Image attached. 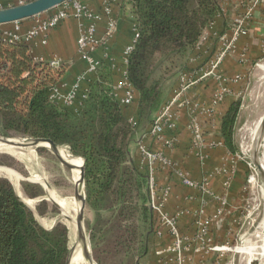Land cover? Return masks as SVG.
Instances as JSON below:
<instances>
[{"label":"trees","instance_id":"obj_1","mask_svg":"<svg viewBox=\"0 0 264 264\" xmlns=\"http://www.w3.org/2000/svg\"><path fill=\"white\" fill-rule=\"evenodd\" d=\"M221 1L122 0L138 34L126 62V77L136 93L129 107L114 95L119 73L108 61L85 76L74 104L65 106L50 99L51 90L64 80L65 63L52 66L49 61H36L26 44L0 39L2 132L50 139L83 159L85 199L96 220L90 231L92 249L109 229V218L104 220L103 214L114 217L134 209L141 239L130 262L138 264V257L146 253L156 221L149 207L146 166L132 157L130 144L137 140L138 127L151 125L169 98L172 89L167 92L165 83L195 70L188 61L197 53L200 35L216 18ZM239 105L240 101L232 103L221 122L231 153L237 152L233 125ZM131 115L135 124L129 121ZM133 191L134 208L130 206ZM68 252L66 227L58 223L44 229L10 181L0 177V264H66Z\"/></svg>","mask_w":264,"mask_h":264},{"label":"crops","instance_id":"obj_2","mask_svg":"<svg viewBox=\"0 0 264 264\" xmlns=\"http://www.w3.org/2000/svg\"><path fill=\"white\" fill-rule=\"evenodd\" d=\"M27 1L0 0V8ZM82 1L101 15L97 25V36L101 37L107 27L108 16L103 13V7L107 0ZM221 2L226 5L227 13L213 20V26L209 30L210 35L200 44L199 50H201V53L195 54L193 60L199 66L201 62L206 61L210 55L221 47V41L217 36L212 35V32H215L216 35L226 33L229 36L232 18L242 13L241 0H222ZM128 12L127 7H122V0L111 2L110 16L115 21V33L107 42L106 48L108 53L116 59L120 57L123 49L130 42L135 27V22ZM32 24L33 18L1 24L0 39L26 44L29 47L30 55L36 61L57 59L65 63V77L58 89L62 93L68 92L77 77L86 69V63L77 55L76 40L79 36V21L74 17H70L50 30L45 36H38L29 42L12 40L13 34H24ZM263 50L264 3H260L254 13L252 23L245 33L236 40L235 50L226 56L219 66L217 71L220 76L219 80L205 77L187 88L185 97L188 104L179 112L177 126L174 130L176 140L173 147H162L161 144L153 143L147 136H144L143 134L149 130L150 124L143 128L139 138L133 143L134 148L130 153L136 159L138 157V144H144L151 150L162 151L172 160L174 166L171 165L163 170H156V178L159 184L171 187L165 209L170 214H178L177 227L183 236L194 237L197 229L196 222L199 219H208L210 244L212 245L230 244L238 233L241 234L242 210L245 205L243 196L245 181L242 177L245 176V173H243L238 160V152L231 153L225 146L221 134V122L231 104L240 100L242 84L249 68L263 54ZM196 51L198 52L197 48ZM101 52L102 49L96 50L95 56L100 57ZM241 55L244 56L243 61H240ZM179 77L180 75L176 78L175 84L179 82ZM81 84L84 88L85 80ZM218 89L222 90L223 95L222 99L214 105L212 99ZM190 109L193 111L195 129L190 127ZM195 132L200 135L202 141L199 150L192 146ZM60 149L62 153L67 152L62 147ZM67 161L69 162V160ZM178 168L188 174L191 179L199 182V186L191 188L182 185L176 172ZM12 171L16 175L13 178H9L4 172H1V174H6L10 182L16 181L19 184L22 177L14 170ZM69 172L71 175L74 173L73 169ZM71 181L74 187L76 181H73L72 177ZM201 183H205V185L203 186ZM43 186L47 189L50 202L53 204V200L61 208L59 211L62 212L63 216L67 215L68 212L63 213V211L66 212L68 206L62 207V204L55 197L49 195V191L52 189L48 188L45 182ZM52 191L57 197H61L56 191ZM16 194L20 199L25 198L30 201L31 207L35 203V200L25 197L20 192H16ZM74 198L73 196L66 201H71ZM150 239L146 244V253L138 261V264H162L164 259H173V254L166 251V247L171 242V237L166 228H160V235H157L156 232L152 233ZM189 247V250L184 252L183 264H221L220 260H215L216 252L208 249L194 251V243ZM171 264H175V262Z\"/></svg>","mask_w":264,"mask_h":264},{"label":"rangeland","instance_id":"obj_3","mask_svg":"<svg viewBox=\"0 0 264 264\" xmlns=\"http://www.w3.org/2000/svg\"><path fill=\"white\" fill-rule=\"evenodd\" d=\"M209 35L207 26L203 34L201 33L200 35L201 43L203 42V38L206 40ZM199 53H201V50L198 49L196 54ZM120 57L115 59L119 60ZM205 62L206 61L201 62L200 66ZM200 66L192 60L188 61V67L190 69H197ZM188 72L189 71H184V73ZM168 75L169 73L167 72L165 77L167 78ZM176 78L178 77L176 76L175 78L169 79L165 83V85H167V92H170L172 87H175ZM239 98L240 100L237 101H240V105L233 125V141L234 145L237 147V157L240 161L242 171L245 173V176L242 177L245 181L243 189L245 205L242 210V231H240L241 234L238 233V235L233 238L230 244L222 243L230 250L224 252L220 257L216 254L215 260H220L221 264H250V262L254 260H257L259 264H264V182L257 167L254 165L255 159L260 165L264 166V131L256 142L257 145L252 137L253 129L256 125H260V120L264 115V50L263 54L249 68V72L242 84ZM144 125L146 124L140 125L136 130V139L139 138L140 132L142 133ZM259 128H261V126H259ZM0 137L16 139L17 141H24L32 138L14 131H8L4 134L1 127ZM15 148L17 152L15 156L7 153H0V167L14 170L22 177L19 184H17L16 181L10 183L17 193L20 192V194L25 197L35 200V203L30 208L38 223L44 229L51 230L58 223L66 227L67 244L69 252L71 253V249L77 245L78 241L76 229L75 227L69 226L70 222H68L65 217V219L63 218V214L59 211V208L50 202L47 189L44 188L43 183L45 182L48 184L47 186H49L50 189L56 191L57 194L61 196L59 198L69 204L67 207V216L71 218L72 216L76 217L75 208L70 204L71 201H66L74 196V187L71 181V177L73 181H75L74 173L71 175L68 168L60 163L52 150L44 145ZM65 148L66 147H64V149ZM133 148L134 144L131 143L129 150L131 151ZM66 150L69 151L67 148ZM28 151H30L32 156L25 154ZM20 152L24 153V156H19ZM262 169L264 172V168ZM0 177L8 180L6 174H1V172ZM84 192L85 188H82V193ZM38 193H42V195L34 198ZM134 195L135 193L133 191V193L130 194V198L132 199L130 206L132 208H134V202L136 200L135 198L133 199ZM63 213L65 212L63 211ZM103 215L104 220L109 218L107 221L109 229L102 239L99 240L96 249H92L90 244V231L95 226L96 220L85 199V208L81 223L89 248V260L92 264H119L120 260L123 259L122 264H132L130 259L132 260V255L136 254L141 239V237H139L140 232L137 229L138 213L136 210L130 209L124 215L115 214L114 217H110L109 213ZM110 219L112 223L109 222ZM154 232H156V229ZM190 245L191 243L188 242V250ZM125 252L128 254H125ZM184 252L185 251L182 252L183 257H185ZM130 255L131 258H129ZM141 258L142 257H138V261ZM172 260L174 261V258ZM173 261H170V263H174ZM230 261L231 263H229Z\"/></svg>","mask_w":264,"mask_h":264},{"label":"built area","instance_id":"obj_4","mask_svg":"<svg viewBox=\"0 0 264 264\" xmlns=\"http://www.w3.org/2000/svg\"><path fill=\"white\" fill-rule=\"evenodd\" d=\"M112 1L114 0H107L103 7V13L108 16V20L106 31L101 37L97 36V25L101 19V15L93 11L82 0H67L43 14L33 16V24L24 34H13L12 40L29 42L38 36H45L50 30L56 28L62 21L70 17H74L79 21V36L76 40L77 55L86 63V69L77 77L68 92L62 93L58 87H54L50 94V99L52 101L62 102L65 106H72L78 95L80 83L85 79V76L88 73H94L101 64V61H108L110 67L119 73V77L114 85V95L118 98L122 106L129 107L133 105L136 93L126 77V62L127 56L133 49L138 34L134 27L131 40L123 49L119 60H116L115 57L108 53L106 48L107 42L115 33V21L110 16ZM260 3H264V0H241L240 7L242 8V13L232 18L229 36H227L226 33L223 35H216L215 32H212V35L217 36L221 41V47L210 55L202 66L192 72L182 73L180 75L179 82L176 83L169 98L155 114L149 130L144 133V136H147L151 142L159 143L165 148L173 147L176 140L174 130L177 126L179 112L188 104V100L185 97L187 88L205 77H212L217 81L219 80L220 76L217 72L219 66L225 57L235 50L236 40L245 33L252 23L254 13ZM226 13L227 7L221 2L216 17L224 16ZM213 23L214 21L208 24L209 30L212 28ZM203 41H205L204 38ZM199 46L197 49H199ZM98 49H102L100 57L94 55V52ZM191 60L193 61L194 57L191 58L190 61ZM243 60L244 56L241 55L240 61ZM49 63L52 66H58L61 62L57 59H53L49 61ZM222 95L223 92L221 89L216 90L212 103L214 105L217 104L222 99ZM190 114V127L195 129L194 115L191 109ZM129 121L135 124L134 115L129 117ZM201 145V137L195 132L192 139V146L199 150ZM138 157L141 164L146 166L149 207L155 217L156 234L160 235L161 227L167 229L171 237V242L169 246L166 247V251L173 254L172 257L174 258L175 264L183 263L184 257L182 256V252L188 250V242L195 244L194 251L208 249L216 252L219 257L224 252L229 251L230 249L224 244H210L208 219H199L196 222L197 229L194 237H187L180 234L177 227L178 214H170L165 209L171 187L169 185L159 184L156 178V170H163L171 165L174 166L172 160L162 151L151 150L144 144H138ZM176 170L182 185L191 188L199 186V182L191 179L188 174L183 172L180 168ZM201 185L204 186L205 183H201ZM170 261L173 260L171 258L164 259L162 264H171ZM231 261L229 263H231Z\"/></svg>","mask_w":264,"mask_h":264},{"label":"water","instance_id":"obj_5","mask_svg":"<svg viewBox=\"0 0 264 264\" xmlns=\"http://www.w3.org/2000/svg\"><path fill=\"white\" fill-rule=\"evenodd\" d=\"M67 0H31L25 3L0 8V25L1 24H7L12 23L20 20H24L27 18H31L33 16L42 14L44 12H47L48 10L62 4ZM260 126L264 127V115L262 116L260 120ZM0 140L3 141L5 144L15 147H35L40 146L43 142L47 143L56 156V158L60 161V163L65 166L66 168H72V165H70L68 162H66L60 154L57 153L58 145H56L53 141L50 139H44V138H30L28 140H25L21 143H14L12 141H9L8 138L0 137ZM254 165L257 167L258 172L264 182V172L261 167V165L254 159ZM79 181L78 183L82 185V188H84V167L83 163L81 167L79 168ZM48 185V184H46ZM49 188V186H47ZM18 196V195H17ZM23 202V201H22ZM54 206L58 207L56 203H53ZM85 208V192L83 193V196L81 198V206L79 208V211L76 215L75 219V226H76V234H77V244H79L82 248V256L85 259H90L89 254V248L86 241V236L84 234V231L82 229V215ZM73 250V249H72ZM72 252V251H71ZM71 253H68L67 262L66 264H70L71 262ZM250 264H259L257 260H254L253 262H250Z\"/></svg>","mask_w":264,"mask_h":264},{"label":"bare ground","instance_id":"obj_6","mask_svg":"<svg viewBox=\"0 0 264 264\" xmlns=\"http://www.w3.org/2000/svg\"><path fill=\"white\" fill-rule=\"evenodd\" d=\"M260 125H256V127L253 129L252 131V137H253V141L256 142L258 141V139L261 137V133L264 131V127L261 129L259 128ZM9 141H12L14 143H21V142H24L23 140H16V139H9ZM40 145H44L46 146L48 149H50L49 145L45 142H43L42 144ZM257 145V144H256ZM61 147L59 146L58 147V150H57V153L60 154V156L62 157V159H64L66 162H68L67 160H69V164L72 165V168H70L69 170L71 171L73 169V172H74V177H75V181L76 183H74V199L71 200V203L70 204H73L72 206H74V211L76 212V215L79 211V208L81 206V198L83 196V193H82V185L78 183L79 181V168L81 167L82 163H83V159L80 158V157H76V156H73L69 151H67L66 153H62L61 152ZM0 153H7V154H10L12 156H15L17 154L16 152V148L15 146H10V145H7L5 144L3 141L0 140ZM26 155H31L30 151H28L27 153H25ZM19 156H24V153L20 152ZM32 156V155H31ZM262 168H264L263 165H261ZM0 172H4L8 175L9 178H13L15 177V173L10 170V169H7V168H3V167H0ZM49 195H51L52 197H55L58 202L60 204H62V207H67L68 206V203H66L65 201H63V199L57 197L54 192L51 190L49 191ZM21 196V195H19ZM24 203L30 208L31 207V202L26 200L25 198H21ZM53 203H55L53 200H52ZM65 203V204H64ZM58 205V204H57ZM59 207V205H58ZM59 209H61L59 207ZM67 208H66V212L67 213ZM63 216V215H62ZM66 218L68 220L69 223V226L70 227H75V220L76 217H73L72 218L70 216H63V218ZM64 218V219H65ZM66 221V220H65ZM263 225H264V218H263ZM71 238V237H70ZM87 240V239H86ZM71 249V247H70ZM72 250V249H71ZM92 257V256H91ZM71 262L70 264H92L91 261L89 259H85L83 256H82V248L79 244H77L76 246L73 247V250L71 252Z\"/></svg>","mask_w":264,"mask_h":264}]
</instances>
